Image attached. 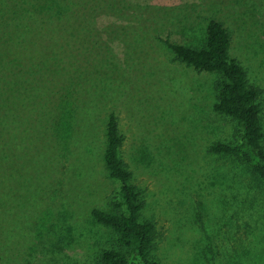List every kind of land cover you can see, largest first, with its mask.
<instances>
[{"label": "rangeland", "instance_id": "obj_1", "mask_svg": "<svg viewBox=\"0 0 264 264\" xmlns=\"http://www.w3.org/2000/svg\"><path fill=\"white\" fill-rule=\"evenodd\" d=\"M19 17L39 42L0 96V264H99L117 245L91 213L120 200L103 159L111 112L155 222V260L264 264V183L210 150L242 138L215 109L219 75L165 43L201 46L209 19L224 22L231 56L262 90L264 130V0H0V28ZM76 20L94 34L86 47L50 43Z\"/></svg>", "mask_w": 264, "mask_h": 264}, {"label": "trees", "instance_id": "obj_2", "mask_svg": "<svg viewBox=\"0 0 264 264\" xmlns=\"http://www.w3.org/2000/svg\"><path fill=\"white\" fill-rule=\"evenodd\" d=\"M52 15L55 16H51L54 24L58 18L70 14ZM79 15L81 18L84 16ZM13 20H15L13 23L0 28V96L6 89L5 84L9 82L11 72L18 78L24 77L22 73L24 57L30 54L34 44L39 42L35 40L37 38L29 41V37H26L27 27L32 22L22 20L21 17ZM76 23L80 30L70 32L69 28L64 29L60 34H53L52 37L56 38H50V43L61 45V38L57 36L67 35L66 44L70 45V50L76 47L75 43L86 47L85 42L88 40L90 42L89 37L94 34L89 33L82 20L79 23L76 20ZM231 41V33L224 22L211 18L207 23L205 41L201 46L174 43L169 40H165V43L176 58L196 70L219 75L215 82L218 90L215 109L236 121L242 138L235 143L216 141L210 150L217 155L235 158L247 168L251 176L264 183V130L260 102L262 90L249 81L247 70L231 56ZM29 58L39 60L40 54L33 53ZM24 82L26 83V80ZM3 105L5 107L4 101L0 102V108ZM123 141L118 116L111 112L107 121L103 159L111 177L120 183V200L114 203V210L107 211L94 207L91 213L98 223L112 229L118 236L116 246L101 252L99 264H160L152 257L156 237L155 222L142 217L145 203L141 199L142 191L133 182V172L128 169L121 156Z\"/></svg>", "mask_w": 264, "mask_h": 264}]
</instances>
